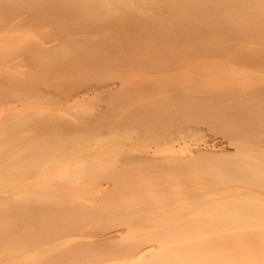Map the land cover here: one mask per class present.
<instances>
[{
    "label": "rangeland",
    "instance_id": "obj_1",
    "mask_svg": "<svg viewBox=\"0 0 264 264\" xmlns=\"http://www.w3.org/2000/svg\"><path fill=\"white\" fill-rule=\"evenodd\" d=\"M209 2L258 7L238 14L261 31L185 29L170 0L104 1L141 18L87 32L35 10L46 0L0 14V194L17 195L0 210V234L17 256L48 264L75 244L123 255L125 239L188 238L173 228L264 196L232 180L264 169V0Z\"/></svg>",
    "mask_w": 264,
    "mask_h": 264
},
{
    "label": "bare ground",
    "instance_id": "obj_2",
    "mask_svg": "<svg viewBox=\"0 0 264 264\" xmlns=\"http://www.w3.org/2000/svg\"><path fill=\"white\" fill-rule=\"evenodd\" d=\"M20 1L21 0H0V14L2 16L11 14L13 12V8L15 7L14 5L16 4L12 5L9 3H17ZM31 1H36V0H31ZM104 1H109V0H46V2L48 3L47 5H37L35 6L37 8L35 10L37 11L43 10L48 15H52V16L57 15L59 18H64L65 20L63 23L59 22L58 20L53 23L57 26L60 25V27L61 25L67 26L68 24L69 25L73 24L72 27L68 28L69 32L72 29L77 30L78 32L81 31L87 32L88 28L94 29V27H97V29H101L105 27V25L109 24L107 22L108 20L115 18L116 16H118L119 18H121V16H124V18H134V19L135 17L137 19L141 18L139 17L138 14L136 15L133 12V10L135 9L132 6H127L124 4L106 6L103 4ZM110 1H116V0H110ZM118 1H122V0H118ZM148 1L153 2L157 0H148ZM209 1L210 0H170V3L173 5L164 4L163 6L171 14L179 13L183 15L182 17H184L185 22L181 27L185 29H189L190 28L189 26L192 25H195L198 28L202 26H207L209 27L208 30L214 33L216 32L217 35H220L221 33L224 32H235L238 34L250 35L254 32L252 31V28L255 26L257 30L261 31L259 28L260 24H258L261 22L256 18V16H252L253 19L250 18L251 20L248 18L239 19L240 15L238 14L240 10L251 11L257 9L258 7L252 9L251 6L244 5L242 8H240V7L232 6L231 4L229 5L224 4L223 7H220L221 9L215 11V9H217L218 6H213L215 4H210ZM212 1L236 3L241 0H212ZM206 2L208 4H206ZM209 5H212L213 7H210ZM209 8H212L211 9L212 11ZM56 9H59L60 14L57 13ZM106 11L111 13H106ZM141 16L145 19L144 21L147 22L146 25L149 23L150 25L154 26L155 29L158 27L162 28L164 26L162 21H160L161 19L159 20L157 18L156 19L153 17L151 18L149 15H144V16L141 15ZM215 16H220L222 20L217 22L216 18H214ZM99 23L103 25H98ZM110 24H112V22H110ZM188 31L186 30L185 33L188 34L190 32ZM185 33L184 35H186ZM190 33L188 35H191ZM195 38L194 40H197L198 35H195ZM198 39H200V37ZM185 40H186L184 41V43L186 42L185 45L189 47L190 44H192V41L194 42V40L192 41H189L187 39ZM219 40L220 38L218 39V41ZM196 43H198V41H196ZM216 43L218 42L216 41ZM212 44L209 43V45H211L210 47L213 46ZM179 47H183V46H179ZM215 48H217V46ZM109 63L110 62H108L107 65H109ZM88 81L89 80H87V83H90ZM83 86L85 87V84L82 85V87ZM77 88H75L76 89L75 93L78 92ZM73 92L74 90L70 94H72ZM65 95L67 94L65 93ZM240 110L242 111V109ZM236 114L237 113H235L234 115L235 117ZM242 123L244 124V122ZM262 126L264 127V125ZM225 130L227 132V129ZM233 130L234 129H232V131ZM148 159L150 158L148 157ZM239 174H240L239 177L236 178L232 177L233 178L232 180L235 182L245 183L249 186H258L264 192V169L260 168L259 172H255L252 171L251 169L248 170L247 168H245V169H241ZM254 196H252V198L238 197L239 199L238 198H235L234 200L232 199L229 205L227 206V208L218 209L216 211H211V212L205 210L206 214H204L202 218L200 219L196 218L195 220L192 219V221L186 224L184 227H181L179 225L173 228V231L178 232L179 233L178 235L180 237L187 235L189 236L188 238H176L173 240L125 239L124 242H126L125 243L126 245L124 246L125 249L122 252L123 255L122 254L95 255L94 253H98V252L92 247H83L80 246L79 244L78 245L75 244L72 246L74 249L64 250V255H62V258L60 260H59L60 258L59 256L57 258V261L52 260L49 261L48 264H264V196L259 195L258 193H254ZM16 202H17L16 192L12 193L10 197V201L3 199V197L0 194V210L7 209L8 206H14V203L16 205ZM109 240H113V239L110 238ZM11 246H12V242L10 241V238L8 236L3 237V235L1 236L0 234V257H4V256L9 257L8 262L6 263L0 262V264H36L37 258L34 257V255H23L22 257L17 256L15 252L12 251ZM108 250H111V248L109 247L107 251ZM76 255H78L77 258ZM121 261L125 263H119Z\"/></svg>",
    "mask_w": 264,
    "mask_h": 264
}]
</instances>
